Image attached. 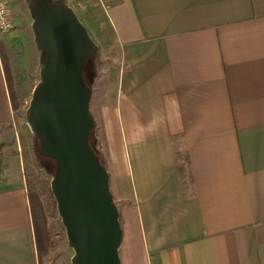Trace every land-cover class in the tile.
<instances>
[{
    "label": "crops",
    "instance_id": "1",
    "mask_svg": "<svg viewBox=\"0 0 264 264\" xmlns=\"http://www.w3.org/2000/svg\"><path fill=\"white\" fill-rule=\"evenodd\" d=\"M95 1L116 50L89 108L120 264H264V0ZM12 110L0 54V139ZM7 144L0 264H37L26 156Z\"/></svg>",
    "mask_w": 264,
    "mask_h": 264
},
{
    "label": "water",
    "instance_id": "2",
    "mask_svg": "<svg viewBox=\"0 0 264 264\" xmlns=\"http://www.w3.org/2000/svg\"><path fill=\"white\" fill-rule=\"evenodd\" d=\"M28 6L35 44L47 49V59L26 117L41 141L38 152L56 162L50 187L73 248L71 264H120L118 208L88 140L94 118L82 66L97 46L64 0H34Z\"/></svg>",
    "mask_w": 264,
    "mask_h": 264
},
{
    "label": "rangeland",
    "instance_id": "3",
    "mask_svg": "<svg viewBox=\"0 0 264 264\" xmlns=\"http://www.w3.org/2000/svg\"><path fill=\"white\" fill-rule=\"evenodd\" d=\"M28 1L7 0L13 25L0 37L5 74L16 93L17 100V107L12 110L11 118L6 125L10 132L9 139H0V155L14 151L13 147L4 145L8 140L17 137L26 156L25 178L34 199L33 210L36 213L33 221L37 240V264H71L73 248L67 240L65 227L50 187L56 162L51 156L38 152L39 142L34 140L32 128L26 117L32 91L38 80L40 64L31 29ZM64 2L71 6L97 46L93 58L95 73L92 77H95L99 68L101 69L107 60L111 61L116 53L114 37L105 21V13L103 10L99 11L101 8L95 0H91V8L90 3L85 4L79 0ZM85 82L91 85L92 80L85 75ZM96 134L95 130L91 129L88 140L98 151Z\"/></svg>",
    "mask_w": 264,
    "mask_h": 264
},
{
    "label": "flooded vegetation",
    "instance_id": "4",
    "mask_svg": "<svg viewBox=\"0 0 264 264\" xmlns=\"http://www.w3.org/2000/svg\"><path fill=\"white\" fill-rule=\"evenodd\" d=\"M29 1H34V0H29ZM29 1H28V3H29ZM52 4H54V0H49ZM27 3V4H28ZM28 11H29V15H30V17H31V29H32V22H33V17H32V15H31V13H30V10H29V6H28ZM32 33H33V39H34V43H35V38H34V32H33V29H32ZM36 45V44H35ZM37 47V46H36ZM37 50H38V58H39V61H40V64H39V69H38V80H37V82H36V84H35V86H34V88H33V90L35 89V87H36V85L38 84V82L42 79V77H41V74H40V68H41V66L43 67V68H45V66H46V64H45V62H46V59H47V49L46 48H43V50L42 49H39L38 47H37ZM96 54V52L94 53V54H89V55H87L86 56V58H85V60H84V63H83V66H82V75H83V78H84V80H85V75L88 77V78H91V80H93V77L92 76H94V73H95V65H94V55ZM90 86V85H89ZM32 95H33V91H32ZM32 95H31V98H30V101H31V99H32ZM30 101H29V106H30ZM28 106V107H29ZM34 140L35 141H38L39 142V146H40V144H41V141H40V139L37 137V136H35L34 135ZM38 146V147H39ZM38 149V148H37Z\"/></svg>",
    "mask_w": 264,
    "mask_h": 264
},
{
    "label": "trees",
    "instance_id": "5",
    "mask_svg": "<svg viewBox=\"0 0 264 264\" xmlns=\"http://www.w3.org/2000/svg\"><path fill=\"white\" fill-rule=\"evenodd\" d=\"M0 54H1V59H2V64H3V69H4V75H5V79H6L7 89H8V93H9V97H10L11 107H12V109H15L17 107L16 93H15L14 89L12 88L11 83L8 81V78L6 77V74H5V65L3 63V55H2L1 49H0ZM91 147L93 148V150L95 151V153L99 156L98 151L96 150V148L93 147L92 145H91ZM100 162H101V160H100ZM27 190H28L27 194H28V198H29L30 210H31V217H32V226H33V232H34L35 248H37V240L35 238V236H36V234H35V226H34V221H33V217H34V215L36 213L33 210V207H34L33 200L34 199H33L32 192L29 189H27ZM118 218H119V223H120L121 214H120L119 211H118ZM120 226H121V224H120Z\"/></svg>",
    "mask_w": 264,
    "mask_h": 264
},
{
    "label": "built area",
    "instance_id": "6",
    "mask_svg": "<svg viewBox=\"0 0 264 264\" xmlns=\"http://www.w3.org/2000/svg\"><path fill=\"white\" fill-rule=\"evenodd\" d=\"M105 1V0H100ZM13 25L12 16L8 8L7 0H0V37Z\"/></svg>",
    "mask_w": 264,
    "mask_h": 264
}]
</instances>
